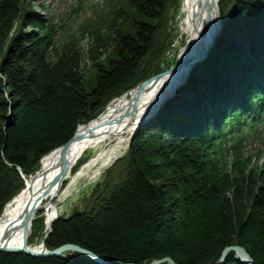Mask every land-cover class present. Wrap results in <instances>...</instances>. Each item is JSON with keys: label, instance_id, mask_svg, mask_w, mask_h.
Segmentation results:
<instances>
[{"label": "trees", "instance_id": "1", "mask_svg": "<svg viewBox=\"0 0 264 264\" xmlns=\"http://www.w3.org/2000/svg\"><path fill=\"white\" fill-rule=\"evenodd\" d=\"M102 3L90 30L87 70L74 43L49 51L50 34L27 29H42L39 17L19 16L20 0H0V214L24 186L17 166L26 176L34 173L40 158L67 142L78 123L168 66L165 55L177 35L170 16L180 0ZM230 6L235 11L213 51L192 69L204 90L185 92L188 106L179 94L139 129L109 169L93 206L54 222L48 248L74 243L115 264L165 256L178 264H213L227 245L240 244L255 264H264L263 152L246 155L229 137V130L241 137L264 123V101L247 98L254 118L226 114L235 118L227 125L221 119L220 130L204 124L196 109L218 87L240 85L248 92L249 71L264 72V0H220L223 16ZM200 72L208 75V85ZM41 225L37 219L33 228L40 231ZM0 264L94 263L77 253L60 258L0 252ZM225 264L242 263L231 255Z\"/></svg>", "mask_w": 264, "mask_h": 264}, {"label": "bare ground", "instance_id": "2", "mask_svg": "<svg viewBox=\"0 0 264 264\" xmlns=\"http://www.w3.org/2000/svg\"><path fill=\"white\" fill-rule=\"evenodd\" d=\"M182 14L180 29L183 34L187 35L189 44L182 49L180 57L182 60H187L188 57L201 52L202 36L200 34L203 33V36L207 38L211 36L214 26L217 25L214 20L217 19H215L214 5L207 4V0H184ZM164 82H166L165 78L152 81L139 98H135L132 102V92L113 100L87 127L81 126L80 133L92 127L96 129L93 133L83 136L80 140H74L68 145L67 155L70 160L67 163L66 176H64V180L67 181L66 186L64 187L62 182L58 187L54 186L50 191L43 192L44 197L40 199L39 192L59 176L61 168L60 149L52 150L44 155L40 160V172L36 178L28 181L27 186L6 205L0 218V241L9 240L10 244L21 246L23 240H28L31 231L27 227L25 230L21 221L27 208L32 205V201L35 213L40 206L46 208V224H49L60 211L55 203L48 202L49 199L55 196L53 199L55 201L57 197V200H61L67 196L69 188L79 178L88 177L90 179L102 175L104 168L127 149L134 127L140 122L152 101L161 99L159 89ZM85 128L87 130H84ZM88 150H92L94 154L73 172L79 159ZM29 183L31 184L28 186ZM30 213L29 220L32 224L36 214H32V209Z\"/></svg>", "mask_w": 264, "mask_h": 264}, {"label": "water", "instance_id": "3", "mask_svg": "<svg viewBox=\"0 0 264 264\" xmlns=\"http://www.w3.org/2000/svg\"><path fill=\"white\" fill-rule=\"evenodd\" d=\"M183 1L184 0H182V3H181V9H182V5H183ZM217 2H218V0H207V4L214 5V10H215V14H216L215 19H217V20H214V22L217 25L214 26L212 34L208 38L203 36L204 35L203 33L200 34L202 36L201 52L195 53L192 57H190V58L188 57L187 60H182V58L180 57V54L182 52V49L189 44V40H188L186 42V44L180 48L178 55H177V62H176L175 66H173L170 70H167L164 73H161V74H158V75H155V76L149 78L144 84L138 86L134 90V92L131 96V102L135 98H137V97L139 98L140 94L148 88L147 85L151 84L152 81L160 79V78H165L166 82H164L163 85L161 86V88L159 89V96L161 97V99H157V100L155 99L152 101V103L148 107L146 113H144L140 122L138 124H136L135 128H138L145 120H147L150 116H152L154 114L156 108L161 106L167 99L171 98L174 95L177 88L185 81L186 75L189 72L190 68L192 66H194L202 58H204L205 55L210 50V47L213 45L215 38L218 35L217 34L218 31L220 32V30H221V28H220L221 27V25H220L221 24L220 13H219ZM232 11H233L232 8H230L229 13H231ZM153 106H154V109L152 110ZM84 114H85V112H84ZM93 120H91V121H93ZM91 121L84 124L83 126L87 127V125L90 124ZM80 127H81V125H79L77 127L74 135L67 142H65L64 144H62L59 147V149L61 151V168L59 170V176L57 178H55L50 183V185H48L46 188H44L43 190H41L39 192L40 195L38 197L40 199H42L44 197L43 192H48L52 189V187H54V186L58 187L63 182L64 176H66L67 163L70 160L68 158V155H67L68 145L74 140H80L83 138V136H86V135L93 133V131L96 129L95 127H92L91 129H88V130L85 128L84 130H87V131L80 133L79 132ZM39 172H40V170H38L34 175L30 176L29 181H32L33 179H35L36 175H38ZM30 184L31 183H29L28 186ZM53 198H55V196H53L51 199H53ZM33 205H34V202L32 201V205L27 208V211H26V213L23 216V219L21 221V223H23L25 230L27 228H29V230H30V227H31V225H30L31 220H29V218H31L30 209H32V214H36L35 213L36 211L33 210L34 209L32 207ZM51 224L45 230V235L43 237L41 249H37V248L30 247L29 245H27V239L22 241L21 246L16 245V244H10L9 240H7V241H0V252L24 253V254H28V255L36 256V257H59V256L63 255L65 252L74 251V252L84 254V255L92 258L96 262L101 263V264H113V263L109 262L108 260H106L104 257L94 253L93 251H91L87 248H84L78 244H74V243H65V244H62L53 250L46 249V246H45L46 237H47V234L51 230ZM230 253H235L236 257L239 258L243 264H255L254 259L246 251V249L243 246L238 245V244L226 246L222 250L218 262H216L214 264H224L226 257ZM165 263L166 264H178L170 256H165L163 258L157 259L152 264H165Z\"/></svg>", "mask_w": 264, "mask_h": 264}, {"label": "rangeland", "instance_id": "4", "mask_svg": "<svg viewBox=\"0 0 264 264\" xmlns=\"http://www.w3.org/2000/svg\"><path fill=\"white\" fill-rule=\"evenodd\" d=\"M48 2L51 3V12L54 13L59 22L60 29L58 31V36L63 30L68 31L64 35L58 37L59 46H62L63 48L67 43L71 44L70 42H74L76 45L75 48L78 49L79 54H81V66L88 70L89 62L86 59V53L88 49V41L91 39L88 30L93 27L90 24H92L94 20H97L95 19L96 17L94 14L96 13L99 15V13H102V1L87 0L86 3L90 2V5H87L83 0L81 8L78 9V14L76 13L75 8L79 0H48ZM170 17L172 22L176 25V27H178V39L176 38L173 45V50L170 51V53L172 52L171 55L170 53L168 54V57L171 58V67H173L175 65V57L177 55V52L179 51L180 47L185 43L187 35L183 34L179 27L180 21L183 17V15L180 13V9L177 8L175 13L173 15L171 14ZM97 22H99V20L96 21L95 24H97ZM84 28L85 30L83 31ZM73 36L74 38L72 39ZM76 37H78V42H76L75 40ZM166 57L167 55H165V60L167 59ZM125 150H123L122 153H124ZM93 154L94 152L92 150H88L84 153L83 158H85L87 161ZM84 162L82 161L81 163H78L75 170H77ZM108 172H110V170L106 171L103 175L95 176L90 179L88 177L79 178L78 181L75 184H72V186L69 188L68 195L62 198L61 200L56 201L57 205L59 206V213L65 215V217H68L74 212L90 209L93 206V203L98 194L103 190L105 180L107 182ZM35 235H37L36 238H34ZM41 237L42 230L37 231V233L34 232V236H31V238L29 237L30 242L33 245H38L39 241L41 240Z\"/></svg>", "mask_w": 264, "mask_h": 264}]
</instances>
